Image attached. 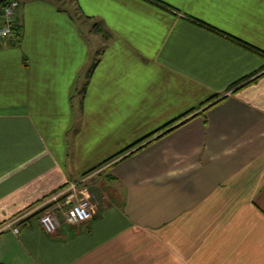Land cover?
<instances>
[{
    "label": "crops",
    "instance_id": "1",
    "mask_svg": "<svg viewBox=\"0 0 264 264\" xmlns=\"http://www.w3.org/2000/svg\"><path fill=\"white\" fill-rule=\"evenodd\" d=\"M17 1L0 46V264H264V0ZM97 175L109 192L90 220L20 223Z\"/></svg>",
    "mask_w": 264,
    "mask_h": 264
},
{
    "label": "built area",
    "instance_id": "2",
    "mask_svg": "<svg viewBox=\"0 0 264 264\" xmlns=\"http://www.w3.org/2000/svg\"><path fill=\"white\" fill-rule=\"evenodd\" d=\"M19 6L17 0H8L0 9V46H4L14 37L17 29ZM104 198L105 196L102 197V199ZM61 199L63 200L61 205H59ZM98 201L96 193L89 190L85 179L70 183L59 193L49 197L39 206L40 209L44 208L39 219L40 224L44 231L49 234L54 233L58 228V217L53 211L49 210L50 205H47L49 203L54 204V206H61L64 210L66 208L62 216L68 224L73 225L90 220L95 213ZM19 220H21V217L17 218L16 221ZM11 224H15V221L6 225L4 228H9ZM12 230L15 233L18 232L16 228Z\"/></svg>",
    "mask_w": 264,
    "mask_h": 264
},
{
    "label": "rangeland",
    "instance_id": "3",
    "mask_svg": "<svg viewBox=\"0 0 264 264\" xmlns=\"http://www.w3.org/2000/svg\"><path fill=\"white\" fill-rule=\"evenodd\" d=\"M92 30L93 29H92V24L91 23H90V25H88V30L87 29H81V31L84 32L85 36L87 37V40L89 41V43H88V46H89V59H88V64H90V65L92 63H94V58H96L97 55H98V53H97L98 42H95V40L98 41V39H99V38L97 39V37H95V34H94V32ZM85 78H86V74L83 73L81 75V81L80 82H82L83 80H85ZM87 181H88V184H86V185L89 188V190L90 191L95 190V192H96V195H97L98 200H99L97 202V204H99V205L103 204L102 203V201H103L102 200V197L104 196V194H103L104 192L103 191L106 190L107 192H109V187H106V184L103 182V176L97 175L94 178L89 179ZM106 197H107L106 201H110L109 196H106ZM62 200L63 199H61L59 201L60 202L59 205H61ZM47 205H50V209L49 210L53 211V213L58 217L59 226L62 225V224L70 225V224H68L65 221L64 217L62 216V213L66 210V208L64 210L63 208H61V206H57V205L54 206V204H52V203H49Z\"/></svg>",
    "mask_w": 264,
    "mask_h": 264
},
{
    "label": "trees",
    "instance_id": "4",
    "mask_svg": "<svg viewBox=\"0 0 264 264\" xmlns=\"http://www.w3.org/2000/svg\"><path fill=\"white\" fill-rule=\"evenodd\" d=\"M7 1H8V0H0V7H3ZM143 1H146V2H148V3H150V4L156 5L157 7L162 8V9H165V10H168V11L172 10L171 7L165 5L164 3H162V2H160V1H158V0H143ZM231 39L233 40V38H231ZM233 41L236 42V43H239L241 46L246 47L247 49L253 50V51H255V52H259L258 50L254 49V48H252V47H250V46H248V45H246V44H244V43H241V42H239L238 40H235V39H234ZM97 61H98V60L96 59V60L94 61V63L92 64L91 69H90V71H89V74H90V72H92V69H94V67L96 66ZM261 75H262V74H261ZM247 78H249V77H247ZM247 78L244 79V80L241 81V82L246 81ZM257 78H258V76H257L256 78H254L253 80H255V79H257ZM238 84H239V83H237V84L234 85V86H231L230 89H232L233 87L237 86ZM84 91H85V87H84L83 89H81V92H84ZM217 97H218V96H215V97L211 98V99L208 100L206 103L200 105V107L202 108V107L208 105V103H210L212 100L216 99ZM192 112H193V111H190V112L188 113V115L191 114ZM186 116H187V115H183L182 118H185ZM187 120H188V119L182 121L179 125L183 124V123L186 122ZM172 124H173V123H169V124H167L166 126H164V127H163L162 129H160L159 131H155L154 133L150 134L149 136H147L146 138H144V139H142L141 141L137 142L136 144L131 145L130 147H128V148H127L126 150H124L123 152L118 153V154L114 155L113 157H111V158L105 160L103 163H101V165H106V164L111 163L113 160H115V159L118 158L119 156L125 154L124 152H127L128 150H129V153H127L126 156L133 154L136 150L140 149V147H138L137 149L133 150L134 148H136L137 146H139L140 143H142L144 140H147L148 138L152 137L154 134L160 132L161 130L166 129L168 126H170V125H172ZM179 125H177V126H179ZM175 127H176V126H175ZM175 127H174V128H175ZM138 144H139V145H138ZM130 150H131V151H130ZM101 165H99L98 167H100ZM98 167H96V168H94V169H91L90 171H88L87 173H85V175H87V174H89V173H91V172H94ZM43 210H44V208H42V209H38L35 213H33V214L31 215V217L29 216V217L25 218L24 220L20 221V223H23V222L28 221L29 219L32 218V216L42 214Z\"/></svg>",
    "mask_w": 264,
    "mask_h": 264
}]
</instances>
